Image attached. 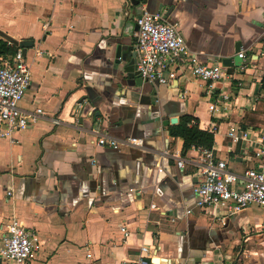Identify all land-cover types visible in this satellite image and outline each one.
<instances>
[{"label": "crops", "instance_id": "1", "mask_svg": "<svg viewBox=\"0 0 264 264\" xmlns=\"http://www.w3.org/2000/svg\"><path fill=\"white\" fill-rule=\"evenodd\" d=\"M143 10L175 24L197 62L222 64L244 50L227 66L230 78L215 83L228 95L219 113L208 109L214 94L187 72L169 85L137 84L116 62L117 49L122 60L134 51L136 29L122 36L125 20ZM0 38L33 40L19 105L45 112L0 137V236L13 217L39 235L24 264H139L141 245L146 264L224 255L230 264H264V208L224 217L198 208L199 150L182 151L171 133L189 115V125L212 132L213 152L231 171L259 165V144L235 143L228 131H264V0H0ZM101 135L118 146L97 144Z\"/></svg>", "mask_w": 264, "mask_h": 264}, {"label": "built area", "instance_id": "2", "mask_svg": "<svg viewBox=\"0 0 264 264\" xmlns=\"http://www.w3.org/2000/svg\"><path fill=\"white\" fill-rule=\"evenodd\" d=\"M137 29L134 33L135 63L138 75L154 84H172L179 72H187L203 81L215 100L208 103L212 113H219L228 101L224 92L216 93L215 83L230 78L228 67L215 62L212 64L197 62L189 52L182 35L175 24L164 20L158 12L143 10L136 18ZM11 45V41L6 40ZM43 51L36 52L37 55ZM239 58L245 56L244 50L237 52ZM31 81L29 63L20 46L11 54L0 55V137L12 138L15 131L24 129L34 123L45 112L36 107L24 110L19 103L23 99ZM58 123L57 117H52ZM231 141H255L259 144L252 155L259 165L246 168L242 173L231 171L224 159L215 155L212 148L197 147L199 154L197 164L201 169L202 179L193 187L195 205L221 217L231 215L255 205L264 208V131L253 132L252 129L237 128L228 131ZM126 142L141 145L142 139L128 136ZM97 144L117 147L118 141L103 135ZM176 164L183 166L182 159ZM161 171V168H157ZM11 194L10 191L7 192ZM150 206H154L151 204ZM120 229L127 234L124 226ZM36 229L27 227L15 217L5 225L0 236V260L14 264H24L38 243ZM149 247L140 246L139 264H146L145 257ZM90 256V253L86 254Z\"/></svg>", "mask_w": 264, "mask_h": 264}, {"label": "water", "instance_id": "3", "mask_svg": "<svg viewBox=\"0 0 264 264\" xmlns=\"http://www.w3.org/2000/svg\"><path fill=\"white\" fill-rule=\"evenodd\" d=\"M141 0H128V2L132 5H135L138 7L140 5ZM137 29V25L133 19H126L122 28V36L125 37H131L133 30ZM19 45L22 47V52H25V49L27 47H31L33 45V40L31 39H21L19 41ZM120 45L117 46L119 48ZM120 50L117 49L116 55L117 58L116 62L118 64H122V70L126 73L128 78L132 79L133 82L140 84L142 81H144L137 73L136 70V63H135V52L134 51H129L127 53L126 57L122 60L119 56ZM239 60V57H234L233 59L231 58H224L222 59V64L225 66H231L236 61ZM176 120L175 117L169 118L164 121L163 124L167 123L168 121L174 122ZM157 261V258L154 259ZM176 261H172L171 264H230L231 263V258L229 255H224L222 259H201V256H190V257H180L178 259H175Z\"/></svg>", "mask_w": 264, "mask_h": 264}, {"label": "trees", "instance_id": "4", "mask_svg": "<svg viewBox=\"0 0 264 264\" xmlns=\"http://www.w3.org/2000/svg\"><path fill=\"white\" fill-rule=\"evenodd\" d=\"M17 48L15 43L11 45L0 38V55H6L13 53ZM259 89L264 91V69L260 79ZM262 112L264 113V101L262 105ZM191 117L189 115H182L179 122L174 125L171 133L175 136H179L183 140L182 151L187 150L189 147H201V148H212L213 145V134L212 132L201 129L198 127L196 122L188 124Z\"/></svg>", "mask_w": 264, "mask_h": 264}]
</instances>
